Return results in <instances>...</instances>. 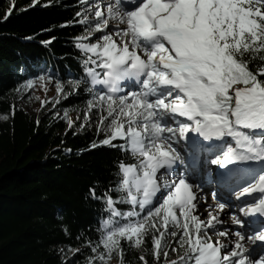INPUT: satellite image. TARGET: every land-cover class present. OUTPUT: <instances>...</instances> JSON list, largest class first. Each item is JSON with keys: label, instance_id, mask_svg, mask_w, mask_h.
<instances>
[{"label": "snow or ice", "instance_id": "1", "mask_svg": "<svg viewBox=\"0 0 264 264\" xmlns=\"http://www.w3.org/2000/svg\"><path fill=\"white\" fill-rule=\"evenodd\" d=\"M78 5L62 27L81 28L71 40L79 71L45 65L21 85H54L53 108L82 100L77 132L95 120L104 136L91 148L119 154L115 180L88 190L100 204L95 229L73 237L62 226L83 244L61 247L62 264H79L85 249L84 264H125L124 242L148 264L149 237L156 264H264V0Z\"/></svg>", "mask_w": 264, "mask_h": 264}, {"label": "trees", "instance_id": "2", "mask_svg": "<svg viewBox=\"0 0 264 264\" xmlns=\"http://www.w3.org/2000/svg\"><path fill=\"white\" fill-rule=\"evenodd\" d=\"M77 11L78 0H38L35 6L32 0H0V264H62L61 247H83L66 240L62 226L73 237L82 229L92 232L100 204L86 198L89 187L96 181L107 187L115 180L113 162L119 154L106 146L91 148L103 132L97 133L95 125L77 132L54 117L65 108L82 112V100L69 99L40 117L15 105L16 91L37 67L59 69L62 76L69 69L79 71L71 40L81 28L62 27L76 19ZM51 37L56 39L50 45L42 43ZM21 65L29 71L21 73ZM123 246L125 264H142L140 250L127 242ZM146 246L148 262H156L150 237ZM87 255L85 249L79 264Z\"/></svg>", "mask_w": 264, "mask_h": 264}, {"label": "rangeland", "instance_id": "3", "mask_svg": "<svg viewBox=\"0 0 264 264\" xmlns=\"http://www.w3.org/2000/svg\"><path fill=\"white\" fill-rule=\"evenodd\" d=\"M55 95L56 94H55L54 85L50 84L48 86V91L45 92L43 88H41L40 84L37 82L32 89L25 90L22 87H20L16 91L15 105L17 108L23 109L30 115H33L35 117H40L42 114H49L51 113V111H53L54 109L53 108V103H54L53 98L55 97ZM42 100L47 101V103H45L43 107H41ZM68 115L69 117L72 118L73 121H75L73 129L77 131V128H79L80 123L83 122L82 112H77L75 110H69ZM54 117H60L62 120H64V122L67 125L66 120L63 118L64 110L58 111L57 113H55ZM92 125H95V120ZM205 193L208 195V201L213 202L212 205L214 207L215 202L212 200L211 191L208 188H206ZM224 219H226L227 221L229 220L228 216L226 215L224 216ZM221 239H224V238H221ZM161 258L164 261L165 258L164 257H161ZM171 258H175V253L171 254ZM112 264H116L115 259L112 261ZM148 264H156V262H152V263L148 262Z\"/></svg>", "mask_w": 264, "mask_h": 264}, {"label": "bare ground", "instance_id": "4", "mask_svg": "<svg viewBox=\"0 0 264 264\" xmlns=\"http://www.w3.org/2000/svg\"><path fill=\"white\" fill-rule=\"evenodd\" d=\"M223 195H225V196L227 197L229 194H228L227 192H224ZM208 203H209V204H213V202H211V201H208ZM201 211H203V209H201ZM202 218L205 219V220L207 219V212H204V215H203ZM225 221H227V220L225 219ZM227 222H228V223H231L230 220H228Z\"/></svg>", "mask_w": 264, "mask_h": 264}]
</instances>
